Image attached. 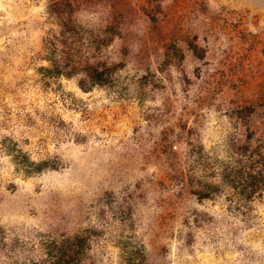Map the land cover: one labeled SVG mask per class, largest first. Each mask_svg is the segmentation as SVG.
<instances>
[{"label": "rangeland", "instance_id": "374dc122", "mask_svg": "<svg viewBox=\"0 0 264 264\" xmlns=\"http://www.w3.org/2000/svg\"><path fill=\"white\" fill-rule=\"evenodd\" d=\"M0 264H264V0H0Z\"/></svg>", "mask_w": 264, "mask_h": 264}, {"label": "clouds", "instance_id": "9594fccd", "mask_svg": "<svg viewBox=\"0 0 264 264\" xmlns=\"http://www.w3.org/2000/svg\"><path fill=\"white\" fill-rule=\"evenodd\" d=\"M80 15L82 18L81 22L86 23L88 25H96L102 23L101 15L99 13H90L84 11Z\"/></svg>", "mask_w": 264, "mask_h": 264}]
</instances>
